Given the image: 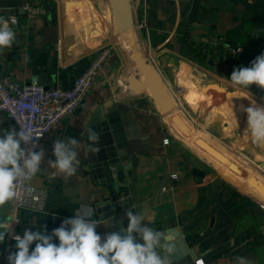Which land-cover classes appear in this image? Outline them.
Listing matches in <instances>:
<instances>
[{
	"label": "crops",
	"instance_id": "1",
	"mask_svg": "<svg viewBox=\"0 0 264 264\" xmlns=\"http://www.w3.org/2000/svg\"><path fill=\"white\" fill-rule=\"evenodd\" d=\"M0 17L15 32L0 52V75L18 86L35 79L46 88L71 87L95 52L110 48L82 105L41 141L45 159L30 184L44 191V204L17 210L20 235L42 226L51 234L77 210L92 213L102 237L110 232L108 205L101 206L109 193L87 163V129L101 109L124 153L137 159L126 204L144 223L175 226L183 239L187 254L170 264H234L238 256L264 264V143L253 139L244 111L250 100L264 104V90L230 80L235 68L264 53V0H0ZM226 45L242 51L231 55ZM171 91L180 112L174 118L167 112ZM10 128L16 130L0 112V137ZM68 137L80 141L72 176L48 164L53 142ZM12 209L13 201L0 206V223H9ZM13 251L6 235L0 264Z\"/></svg>",
	"mask_w": 264,
	"mask_h": 264
},
{
	"label": "clouds",
	"instance_id": "2",
	"mask_svg": "<svg viewBox=\"0 0 264 264\" xmlns=\"http://www.w3.org/2000/svg\"><path fill=\"white\" fill-rule=\"evenodd\" d=\"M15 32L9 22L0 17V52L11 47ZM235 86L248 89L255 84L264 90V53L257 56L248 67H238L230 77ZM244 109L247 114V129L258 143H264V104L250 100ZM88 145L93 152L99 150V135L87 129ZM32 136L24 131L10 128L0 137V206L18 198L17 182L30 181L39 171L45 152L29 151ZM80 141L74 137L58 138L53 142L54 160H48L51 168L66 176L77 170V149ZM31 192V189H29ZM92 213L77 210L74 216L65 219L58 228L47 232L46 226L32 231L26 228L22 235L14 234L15 251L10 252L8 264H170L159 252L161 237L147 223L144 216L135 211H126L128 225L103 237L97 233V222ZM17 223H19L17 221ZM0 243L11 233L12 225L0 223ZM135 234V235H134ZM137 238L143 243L137 242ZM58 240L59 243H55ZM35 243V247L31 246ZM31 248V251H30ZM234 264H251L246 257H236Z\"/></svg>",
	"mask_w": 264,
	"mask_h": 264
},
{
	"label": "built area",
	"instance_id": "3",
	"mask_svg": "<svg viewBox=\"0 0 264 264\" xmlns=\"http://www.w3.org/2000/svg\"><path fill=\"white\" fill-rule=\"evenodd\" d=\"M29 10V5L25 6ZM8 20L12 24L17 23V16L10 15ZM139 27H144L142 20ZM225 50L232 54L242 51L241 46H225ZM110 56V48H99L85 70L78 75L71 85L65 88L59 85L43 87L35 79L18 86L9 77L0 75V112L5 113L13 122L16 131H24L31 134L32 140L27 147L29 151H39L42 139L64 117L71 114L82 105L83 98L90 92L100 70L105 66V61ZM164 143L168 138L163 139ZM31 189V192H29ZM18 198L13 200V209L10 213L9 223L12 225L8 234L10 241L14 239L17 231L19 216L17 210L22 207L41 209L44 204V191L30 184V181L17 182ZM197 264H202L200 260Z\"/></svg>",
	"mask_w": 264,
	"mask_h": 264
},
{
	"label": "water",
	"instance_id": "4",
	"mask_svg": "<svg viewBox=\"0 0 264 264\" xmlns=\"http://www.w3.org/2000/svg\"><path fill=\"white\" fill-rule=\"evenodd\" d=\"M197 8L196 1L192 5L189 19H194ZM109 111H112L110 109ZM95 123L93 128L99 134L98 151L93 152L89 149L87 163L88 169L97 182L106 186L109 195L102 199L103 205H108V210L105 218L109 220L110 232L120 231L126 228L128 220L126 211L132 210L130 200L127 198L132 189L131 183L134 180L137 159L134 155H127L122 150L123 145L120 143L113 129V119L111 115L104 114L101 109L97 110L94 117ZM108 124V125H107ZM103 133V134H102ZM89 143H91L88 140ZM122 198H126L124 201ZM128 202V205L126 204ZM149 226L160 234V254L166 257L169 262L177 260L187 254V249L184 246L183 239L175 226H166L165 221L155 220L154 223H148ZM135 235V234H134ZM137 242L143 241L137 238Z\"/></svg>",
	"mask_w": 264,
	"mask_h": 264
},
{
	"label": "rangeland",
	"instance_id": "5",
	"mask_svg": "<svg viewBox=\"0 0 264 264\" xmlns=\"http://www.w3.org/2000/svg\"><path fill=\"white\" fill-rule=\"evenodd\" d=\"M127 64V63H126ZM128 66H129V68L130 69H132L131 68V64H128ZM136 68H139V67H135V70L137 71V69ZM139 72V71H138ZM155 83H157V80H155ZM170 94H168L169 95V97H170V100H169V98L167 97V99L169 100H167L168 102H169V104H168V107H167V109H169V111H167L168 113H170V117H172V118H174L175 117V115H178V113L180 114V112L176 109V107H175V103L177 102L178 103V101L176 100V99H174V97H173V94H172V91L171 92H169ZM175 93H176V95L177 96H180V95H182V93H183V89L182 88H176L175 89ZM166 99V98H165ZM171 101V102H170ZM176 101V102H175ZM180 102V101H179ZM178 112V113H177ZM174 120V119H173ZM184 121V127H183V129L185 128V126H190V124L185 120V119H183ZM179 123V122H178ZM178 126H179V128H180V126L181 125H179L178 124ZM185 130V129H184ZM183 133L185 134V135H187V132L186 131H183ZM174 135L176 136V137H178L179 139H182L181 138V136L179 135V134H177L175 131H174ZM184 139H186V138H183V140ZM193 139H195V140H197L196 138H193ZM199 140H200V138H198ZM192 140V139H191Z\"/></svg>",
	"mask_w": 264,
	"mask_h": 264
}]
</instances>
